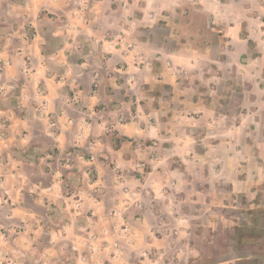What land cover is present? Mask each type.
<instances>
[{"label":"crops","instance_id":"1","mask_svg":"<svg viewBox=\"0 0 264 264\" xmlns=\"http://www.w3.org/2000/svg\"><path fill=\"white\" fill-rule=\"evenodd\" d=\"M254 180L264 0H0V264H248Z\"/></svg>","mask_w":264,"mask_h":264},{"label":"rangeland","instance_id":"2","mask_svg":"<svg viewBox=\"0 0 264 264\" xmlns=\"http://www.w3.org/2000/svg\"><path fill=\"white\" fill-rule=\"evenodd\" d=\"M240 103L243 102V100L239 101ZM224 106V104H223ZM225 106H228V103H226ZM258 136L256 134L253 135V138H251V141L249 143L251 148L246 147H239L237 150L239 153H248L257 155L260 154L261 150H257L258 148H255L254 144L259 143L257 142ZM240 143V141L238 142ZM196 150L201 155L208 156L209 152H212V148L208 147H198ZM208 167V166H206ZM261 170L257 169L256 164H253V175L260 177ZM203 175H205V180L198 184V186L202 189H208L213 187L212 183V173L211 170L207 169L203 171ZM211 179V180H210ZM260 180H254V192L253 197L251 198V203L254 204L255 207H258L260 203L262 204V199H264V191L261 192V182ZM260 189L255 192L257 189ZM220 188L225 190L228 188L227 185L221 184ZM264 189V186H263ZM223 216H227L228 214L222 213ZM253 227L247 230L242 229L240 232L241 237H243L247 243L242 244L240 247H238V254L240 256L248 255L249 256V263L248 264H264V214L262 213H253ZM199 238H202L205 240L203 243V252L205 254L211 255L215 258H223L227 253L231 251V249H235L232 247L233 242V232L231 229H225L221 231L218 227H211L210 229L207 228H200L196 232ZM209 241L210 243H207L206 241ZM235 246V244H234Z\"/></svg>","mask_w":264,"mask_h":264}]
</instances>
